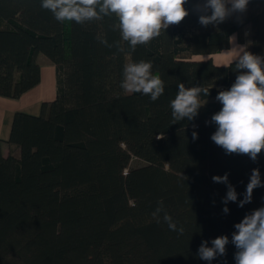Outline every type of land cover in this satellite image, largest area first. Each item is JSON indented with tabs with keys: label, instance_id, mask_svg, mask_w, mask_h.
<instances>
[{
	"label": "trees",
	"instance_id": "trees-1",
	"mask_svg": "<svg viewBox=\"0 0 264 264\" xmlns=\"http://www.w3.org/2000/svg\"><path fill=\"white\" fill-rule=\"evenodd\" d=\"M197 2L185 5L181 23L133 52L113 30L114 14L60 23L41 0H0V96L18 98L39 82V55L56 70L55 97L39 114H13L6 142L17 155L4 154L0 139V264H236L231 242L211 262L197 251L221 235L231 241L234 225L264 206L259 187L238 207L252 169L264 182V151L254 162L211 140V117L222 107L216 95L239 73L234 63L201 56L228 48L232 34L264 56V0L207 27ZM141 60L164 82L155 102L120 87L124 66ZM179 83L210 94H201L207 102L193 121L173 124ZM132 158L142 163L129 166ZM225 173L238 193L227 214L226 185L212 180ZM165 213L183 234L169 229Z\"/></svg>",
	"mask_w": 264,
	"mask_h": 264
},
{
	"label": "clouds",
	"instance_id": "clouds-1",
	"mask_svg": "<svg viewBox=\"0 0 264 264\" xmlns=\"http://www.w3.org/2000/svg\"><path fill=\"white\" fill-rule=\"evenodd\" d=\"M189 0H41V7L49 10L56 21H74L84 24L88 21L102 20L105 16L115 15L118 24L113 30H119L121 39L128 43L131 51L137 45H147L158 37L162 30L171 25H178L188 15L185 5ZM249 0H198L194 10L199 13V23L207 27L217 26L234 14H243L247 10ZM107 44L106 40L101 41ZM119 44V42H117ZM110 46V45H109ZM123 52L124 48L118 47ZM229 64L235 65L239 73L234 83L227 90L219 91L216 100L222 105L220 110L211 117L216 126L211 140L221 147L225 154L247 155L256 161L264 151V56L256 55L247 50V46H237L231 50ZM150 61L130 62L124 66L123 80L120 87L125 93H141L155 102L164 94L163 80L152 71ZM210 89L208 87H185L178 84L175 98L170 102L173 124L180 121H193L199 110L206 104ZM206 123H209L206 121ZM193 140L198 133H192ZM214 183L225 184L227 191L222 200L225 205L223 212L227 214L229 202H237L238 193L228 180V173L213 176ZM264 187L258 168L251 171L249 182L238 207L251 203L253 191ZM157 208L153 213L159 222ZM164 222L172 231L183 234V228H177L176 222L167 213ZM231 241L227 235H221L211 241H202L198 248L199 259L211 262L217 256L226 255V246L231 242L235 248L236 264H264V206L245 214L243 219L234 225Z\"/></svg>",
	"mask_w": 264,
	"mask_h": 264
},
{
	"label": "crops",
	"instance_id": "crops-1",
	"mask_svg": "<svg viewBox=\"0 0 264 264\" xmlns=\"http://www.w3.org/2000/svg\"><path fill=\"white\" fill-rule=\"evenodd\" d=\"M244 36L247 38V30L244 32ZM237 46H247V50L250 51L247 41L240 42L237 35L232 34L230 36V44L228 48L209 55H203L201 57L211 58L212 61L217 65H226L232 58L231 50ZM44 58L47 61H45L43 64H40V80L34 87L24 92L18 98H7L0 96V139L2 140V151L4 154H8L10 147L14 149L13 146L6 142L9 136L14 112L22 111L28 114L37 115L40 112L41 103L43 101H50L55 97V66L46 57ZM4 146H6V149L8 148L7 151L4 150ZM14 151L15 149L13 152Z\"/></svg>",
	"mask_w": 264,
	"mask_h": 264
},
{
	"label": "rangeland",
	"instance_id": "rangeland-1",
	"mask_svg": "<svg viewBox=\"0 0 264 264\" xmlns=\"http://www.w3.org/2000/svg\"><path fill=\"white\" fill-rule=\"evenodd\" d=\"M45 56H43V55H39L38 56V62L40 63V64H43L45 61H47L45 58H44ZM6 146H4V150L5 151H7V149L5 148ZM10 149H12V147L10 148ZM15 149V148H14ZM14 149H12V150H14ZM17 149H15V151H14V153H18L17 151H16ZM142 163V161L140 160V159H138V158H132L131 159V161H130V163H129V166H136V165H139V164H141Z\"/></svg>",
	"mask_w": 264,
	"mask_h": 264
}]
</instances>
